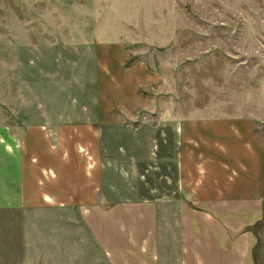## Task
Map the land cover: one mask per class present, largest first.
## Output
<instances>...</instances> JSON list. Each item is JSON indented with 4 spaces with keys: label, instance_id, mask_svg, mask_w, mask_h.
<instances>
[{
    "label": "rangeland",
    "instance_id": "374dc122",
    "mask_svg": "<svg viewBox=\"0 0 264 264\" xmlns=\"http://www.w3.org/2000/svg\"><path fill=\"white\" fill-rule=\"evenodd\" d=\"M128 94L137 106L125 112ZM114 122L120 130L108 129ZM140 123L162 125L138 131ZM171 123L195 126L191 143L187 130L179 132V150L199 172L217 162L220 148L232 158L219 139L230 128L240 126L247 140L251 126L264 133V0H0V144L4 156L12 145L20 155L15 192L21 202L41 203L52 182L59 193L61 164L79 176V164L62 158H73L81 142H93L90 157L99 158L104 172L106 159H114L117 190L126 187L125 176L135 183L134 197H170L176 186ZM73 212L65 215L67 256L82 242L83 264H90L95 252ZM25 219L20 209L19 264L26 260ZM10 227L0 229L9 233ZM31 230L33 264H46L50 245L38 237L50 229L41 222ZM7 246L0 264L12 262Z\"/></svg>",
    "mask_w": 264,
    "mask_h": 264
},
{
    "label": "crops",
    "instance_id": "0c3cea01",
    "mask_svg": "<svg viewBox=\"0 0 264 264\" xmlns=\"http://www.w3.org/2000/svg\"><path fill=\"white\" fill-rule=\"evenodd\" d=\"M140 82L143 83L142 80ZM128 100L124 101L125 112L130 110L127 109L129 106H137L130 94ZM113 112L112 109H107L106 115H114ZM117 124L119 123H111L108 129L120 130ZM160 125L162 123H140L137 126L138 131H158ZM169 125L176 129V186L170 193L165 191L170 197L146 198L140 197V192L138 197H134L137 193L135 183L125 176L123 180L126 187L117 190L113 174L114 159H106L104 172V167L99 165V158L90 157V145L93 142H81L76 144L80 148L75 159L67 155L62 158L65 163L76 161L80 169L74 173L78 172L80 175H74L73 178V172L61 164L58 179L63 180V184L58 189L59 193L52 182L43 189L41 203L25 204L15 192L20 155L12 145V152L4 151L7 153L4 156L3 146L0 144V226L4 223L11 226L9 233L0 229L1 252L8 251L9 245L11 264H19L18 244L24 240L23 232H18L20 222L15 219L17 212L22 209L26 213L27 249L26 260L20 264L34 263L35 237L31 229L38 227L41 222H46V229H50L42 237H38L44 240L43 246L50 245L48 254L44 255V259L47 258L46 264H83L82 242L74 240V245L77 242L79 245L75 247L74 256L72 253L67 256L69 252L65 248L64 227L68 220L65 215L68 210H73V222L82 224L87 233L85 240L95 252L90 264H261L258 259L260 254L256 257L255 250L258 248L259 238H264V232L259 230L264 222V133H259L250 125L252 134L247 140L243 134H239L240 126H236L235 132H232L230 125H224L231 132L221 134L219 139L222 144L228 145L229 151L233 153L232 158L223 155L220 148L218 152L221 154L217 162L203 165L204 170L199 172L198 167L189 166V162L185 160L187 156L184 158L179 150V132L187 130L188 141L191 143L194 134L190 135L189 132L194 131L195 126H179L178 123ZM203 126L205 127L204 124ZM134 129L128 127L127 130L131 133ZM136 135L137 133H131L132 137ZM3 136L1 133L2 142ZM83 151H88L87 156L82 154ZM4 159L6 166L3 165ZM133 159L130 156V160L134 161ZM205 161L203 160L204 164ZM93 162L94 167L90 164ZM5 168L9 170L7 175L2 176ZM9 189L10 201L6 202L3 194ZM4 211L11 212V218L6 216L7 220H3ZM36 211L50 214L42 217L40 213L32 214ZM56 213L59 214L56 219L58 224L54 220ZM23 224L24 222L21 223L22 229ZM260 253L264 264V248ZM1 256L3 257L0 258L5 257Z\"/></svg>",
    "mask_w": 264,
    "mask_h": 264
}]
</instances>
